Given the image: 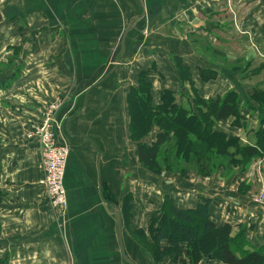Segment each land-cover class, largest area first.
Listing matches in <instances>:
<instances>
[{
	"label": "crops",
	"instance_id": "obj_1",
	"mask_svg": "<svg viewBox=\"0 0 264 264\" xmlns=\"http://www.w3.org/2000/svg\"><path fill=\"white\" fill-rule=\"evenodd\" d=\"M0 12V65L9 62L0 68V258L6 264H129L117 243L113 205L131 195L135 230L147 227L153 215L148 210L159 203L151 186L155 178L140 167L127 140L126 96L140 72L152 82L155 102L163 88L180 89L191 99L171 62L178 56L197 95L238 94L241 120L220 121L221 131L250 138L264 128V111L251 99L264 80L242 84L237 72L206 63L183 44L206 31L219 54L238 46L239 59L250 50L264 60V0H0ZM173 30H182L184 39H173ZM203 70L216 73L212 90L200 83ZM55 98L62 101L56 134L70 146L61 217L49 208L41 184L40 148L26 138ZM254 162L246 175L264 177V157ZM167 179L164 191L178 207L210 198L215 223L231 224L233 235L243 228L255 247L264 243V210L247 192L237 194L217 183L203 191ZM235 181L244 183L243 174ZM121 223L125 255L135 264H154L130 238L122 217Z\"/></svg>",
	"mask_w": 264,
	"mask_h": 264
},
{
	"label": "trees",
	"instance_id": "obj_2",
	"mask_svg": "<svg viewBox=\"0 0 264 264\" xmlns=\"http://www.w3.org/2000/svg\"><path fill=\"white\" fill-rule=\"evenodd\" d=\"M174 58L181 88L184 81L194 91L189 68L178 56ZM151 83L146 73L140 72L126 96L129 137L137 144L135 152L140 167L147 172L157 173L156 152L172 140L176 143L175 154L182 157L181 160L187 162L190 158H198L209 172L210 168H223L226 161L238 164L243 170L264 153V128L255 132L256 141L251 145H241L238 137L227 136L216 129L220 121L232 117L237 122L241 120L236 92L203 98L194 91L192 101L180 89L163 88L155 102ZM255 92L260 98L257 100L255 93L251 98L264 105V92ZM153 125L158 131L149 143L145 139ZM166 200L161 213L152 215L146 228L131 229L135 234L152 237V244L147 243L145 247L155 263H162L167 258L173 264L210 261H216V264H264V243L255 247L246 239L243 228L233 235L231 224L215 223L209 214L210 198H200L193 207L187 208L178 207L171 199ZM128 208L132 209L130 202ZM0 264H5L2 258Z\"/></svg>",
	"mask_w": 264,
	"mask_h": 264
},
{
	"label": "rangeland",
	"instance_id": "obj_3",
	"mask_svg": "<svg viewBox=\"0 0 264 264\" xmlns=\"http://www.w3.org/2000/svg\"><path fill=\"white\" fill-rule=\"evenodd\" d=\"M238 29V28H237ZM173 35L172 38L173 39H177L176 41L179 40V42L181 40H183L184 38L182 37V30H173ZM203 35H199L196 37H191V38H187L186 42L183 43L185 44L188 48V50H191L194 54L200 56L202 59L205 60L206 63H212V64H218V65H222L224 67H226L227 69H231L232 71L237 72L238 74V78H236L237 80H239L240 82H242V84H246V85H257L256 83H258L259 81L264 80V60H257L255 59V57H253L252 52L249 50V53L247 54V56L243 57V58H238L239 56L242 57V55H239V53H242V47H238L236 46V49H232V53L231 54H226V55H222L219 54L218 51H216L212 46L209 45L208 42V38L209 35L206 31L202 32ZM181 36V38H180ZM190 45V46H188ZM235 48V47H234ZM239 52V53H238ZM229 53V50L226 52ZM172 65L173 67H175L174 69L176 70V61L175 58L173 57L171 59ZM9 64V62H5L3 64L0 65V68L3 67H7ZM177 73V72H176ZM212 74V75H211ZM210 71H205L203 74L199 73V79H200V83L202 84V87L207 90H212L211 89V85H212V80H214V77L216 76L215 72H211ZM178 75V74H177ZM184 86L188 88L189 90V94L191 96V99L193 101L194 98V91L191 89L190 85L187 82H184ZM255 89V88H254ZM253 89L252 93H255V97H258L259 94H257V92H255V90ZM258 89H260L259 91L264 92V85H262L261 87H259ZM257 90V89H256ZM251 93V95H252ZM208 97L205 98H211L214 97L210 94V92L208 93ZM237 98L238 97V94ZM216 96V95H215ZM252 99V98H251ZM252 101L255 104H259V106H261V108L264 111V105H261L259 102L255 101L252 99ZM184 104V103H183ZM219 123V122H218ZM218 123L216 124V129L221 131V129L218 128ZM239 125V124H237ZM236 124H231L230 126L232 127H237ZM152 129L157 132L158 128L156 126L153 125ZM154 132V133H155ZM224 132L227 136H234L231 135L230 129L228 131H221ZM254 135H250L249 137H246L244 135L238 136V140L240 142L241 145H251L253 143H255L256 139H254L253 137ZM152 137L150 136L147 139H145L146 141H149V143L152 142ZM129 140V142L132 144V146L134 145V148L136 149V143L133 141V139H131L130 137L127 139ZM175 146L176 143L172 140L170 142L165 143L161 148L158 149L157 153V166H155V171L157 173H152V172H148L150 173L153 178H155V181L153 182V184L151 186H153V191H155V195L154 198H156L159 203L157 206H151V208L148 210L149 213L153 214V215H157L159 213H161V211L164 208V205L166 203V199H170L169 198V194L164 191V188H169V185L167 183L168 179L167 178H171L172 181L175 184H180V185H187V186H193L196 187L198 189H201L203 191L205 190H209V189H213L211 186V184L213 183H217L218 185H223V186H227L230 188V190L235 191L237 194H241L244 195L246 194V192L249 194V196H247L248 198H250L252 200V203L254 205H256L257 209H261L264 210L263 207H261V205L264 204L263 200H258V202H256V196L257 195H261V191L264 190V177L263 174H261L260 172L254 176L253 174L247 176L246 172L248 171V167H250L252 161L250 163H248L245 167V169L241 170L236 164H232L229 163L228 161L225 162V165L223 166V168H213V170L210 168V172L207 171V168H203L201 163L199 162L198 158H190L187 162H184L182 157H179L178 155L175 154ZM136 153V152H135ZM137 154V153H136ZM135 154V156H136ZM262 157H264V154H260L257 158H255V162H258L259 159H261ZM228 162V163H227ZM139 163V161H138ZM140 165V163H139ZM200 165V166H198ZM255 172H258V168H253ZM145 170V169H143ZM146 171V170H145ZM147 172V171H146ZM243 174L245 181L244 183H240V181H235L237 174ZM239 182V183H238ZM134 186V185H132ZM145 186L147 187L148 184H145ZM127 195V196H126ZM123 196L122 198V206L120 209V212H122L121 217L123 219L124 222V226L126 227V229L128 230L129 234H130V238L136 243L138 244L140 247H142L145 252H147L148 250H146L147 248V243L148 244H152L151 243V238L150 236H142L139 235V233H134L131 230V226H132V216L130 215V211L132 212V209L128 208V204L129 202H131V195L130 194H126ZM201 199H205L204 196L201 197ZM200 199H198L199 201ZM118 206V207H120ZM211 206V205H210ZM193 207V206H191ZM144 210V209H143ZM209 214H210V208H209ZM211 217V216H210ZM146 246V247H145ZM149 253V252H147ZM150 256V255H149ZM166 260H164L162 263L159 262V264H164L166 262L170 263L171 261H169L167 258H165ZM153 261V260H152ZM7 262V259L5 260V264ZM213 262L214 264L216 263V261H210ZM154 264H158L155 263L153 261Z\"/></svg>",
	"mask_w": 264,
	"mask_h": 264
},
{
	"label": "built area",
	"instance_id": "obj_4",
	"mask_svg": "<svg viewBox=\"0 0 264 264\" xmlns=\"http://www.w3.org/2000/svg\"><path fill=\"white\" fill-rule=\"evenodd\" d=\"M62 101L55 98L47 103L45 108L39 113L30 129L26 133V138L38 144L41 154V168L43 178L41 184L48 201L49 208L58 212L60 217L66 208L67 197L64 186V176L66 172L67 159L70 152V146L59 140L56 131L59 127L56 125L55 114ZM258 200L264 201V190L261 195L256 196ZM264 208V204L261 205Z\"/></svg>",
	"mask_w": 264,
	"mask_h": 264
},
{
	"label": "water",
	"instance_id": "obj_5",
	"mask_svg": "<svg viewBox=\"0 0 264 264\" xmlns=\"http://www.w3.org/2000/svg\"><path fill=\"white\" fill-rule=\"evenodd\" d=\"M2 20V14L0 12V21ZM134 21H131L129 23V26L126 28L124 34H123V38H122V42H121V46L123 48V44H124V39L127 35V33L130 31V29L132 28V25H133ZM114 208H115V217H116V220H115V230H116V239H117V243H118V246H119V249H120V253L123 257V259L128 262L129 264H135L131 259H129L125 253H124V248H123V239L122 238V223H121V213H120V209L118 206L116 205H113Z\"/></svg>",
	"mask_w": 264,
	"mask_h": 264
}]
</instances>
